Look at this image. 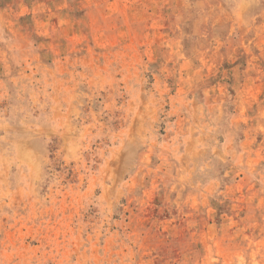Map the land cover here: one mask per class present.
<instances>
[{"label":"rangeland","instance_id":"374dc122","mask_svg":"<svg viewBox=\"0 0 264 264\" xmlns=\"http://www.w3.org/2000/svg\"><path fill=\"white\" fill-rule=\"evenodd\" d=\"M264 0H0V264H264Z\"/></svg>","mask_w":264,"mask_h":264},{"label":"crops","instance_id":"0c3cea01","mask_svg":"<svg viewBox=\"0 0 264 264\" xmlns=\"http://www.w3.org/2000/svg\"><path fill=\"white\" fill-rule=\"evenodd\" d=\"M264 231V230H263Z\"/></svg>","mask_w":264,"mask_h":264}]
</instances>
